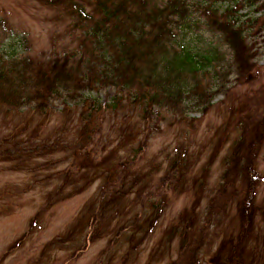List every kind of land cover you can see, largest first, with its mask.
<instances>
[{"label":"trees","instance_id":"1","mask_svg":"<svg viewBox=\"0 0 264 264\" xmlns=\"http://www.w3.org/2000/svg\"><path fill=\"white\" fill-rule=\"evenodd\" d=\"M37 1L54 10L62 23L50 50L32 55L26 36L2 35L5 21L0 20V116L23 119L21 127L0 139V157L44 158L63 151L65 162L71 161L82 174L102 170L104 191L98 211L103 213L118 212L112 204L131 193L141 198L144 188L147 192L148 186L137 188L141 177L128 168L138 162L144 141L162 124L175 125L196 110H208L231 77L238 86L258 81L253 43L264 31V0ZM230 110L221 145L229 151L217 195L236 199L239 229L222 234L211 258L215 264H264L263 240L258 233L247 237L256 228L255 212L263 210L255 200L262 182L257 164L264 151V85ZM55 113L77 123L65 127L53 141L34 145L35 132L23 136L35 117L43 119L44 128ZM109 116L113 135L102 139L103 154L108 155L101 159L108 158L101 163L93 148ZM125 146L129 154L113 158ZM179 161L173 164L174 173L180 172L177 180L183 177ZM206 198L202 213L185 210L179 218L175 237L181 247L208 246L220 233L222 224L215 221V214L227 202L221 205L214 195ZM150 208L144 222L136 217L128 222L133 230L130 239L146 235L147 226L153 227L162 216L155 204ZM252 240L255 247L249 245ZM183 251L176 263L185 260Z\"/></svg>","mask_w":264,"mask_h":264},{"label":"rangeland","instance_id":"2","mask_svg":"<svg viewBox=\"0 0 264 264\" xmlns=\"http://www.w3.org/2000/svg\"><path fill=\"white\" fill-rule=\"evenodd\" d=\"M55 14L37 0H0V20L5 21V32L1 33L26 36L31 54L38 55L51 49L55 30L62 24ZM253 45L255 63L260 68L258 81L238 86L231 77L226 81L224 93L213 98L208 110H196L187 119H179L175 125L167 122L160 131L153 132L144 141L145 149L138 162L128 168L141 177L137 188L148 186L147 192L144 188L141 198L131 193L112 204L114 209L119 208L118 212L98 211L104 191L102 170L94 168L82 174L71 161L65 162L67 154L63 151L44 158L0 157V264H174L181 260L183 248L185 260L176 264H188V257L190 264H215L211 257L222 234L232 235L239 229L235 220L236 199L232 201L233 196L221 199L217 195L229 151L225 145L221 146L224 126L230 122V109L264 85V31L254 38ZM22 122L20 117L0 116V139L21 127ZM42 122V118L35 117L25 128L23 136L35 132L34 145L53 141L65 127L77 123L76 119L58 113L50 117L44 128ZM101 125L93 149L95 159L104 163L108 157L101 158L108 153L103 154L102 139L113 135V119L109 116ZM69 135L74 138L75 130ZM139 140L142 142L144 137ZM128 149L125 146L113 158L119 154L125 157ZM175 159L183 165V177L178 180L180 172L173 170ZM257 165L262 182L255 201L263 210L255 212L256 228L247 237L249 240L258 233L264 244V151ZM198 195H201L199 202ZM212 195L221 205L227 202L215 214V221L222 224L220 233L208 246L181 247L179 236L175 237L179 218L185 210L187 214L202 213L207 207L206 196ZM153 204L163 210L162 216L153 227L147 226L146 235L140 233L130 239L133 230L128 222L135 217L144 222L152 213ZM93 210L95 214L91 213ZM252 243L253 240L249 245L255 247Z\"/></svg>","mask_w":264,"mask_h":264}]
</instances>
